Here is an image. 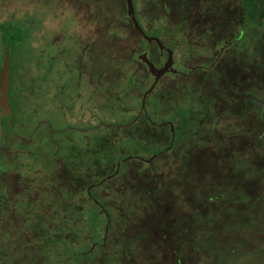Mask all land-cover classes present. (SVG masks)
<instances>
[{
    "label": "rangeland",
    "instance_id": "374dc122",
    "mask_svg": "<svg viewBox=\"0 0 264 264\" xmlns=\"http://www.w3.org/2000/svg\"><path fill=\"white\" fill-rule=\"evenodd\" d=\"M154 1H158L156 9L165 4V9L164 7L161 9L169 18H159L154 14L149 16L148 20L142 16L143 0H133L135 16L146 33L154 34L149 30L158 28L155 35H159L167 46L173 45L170 47L174 50L173 56L176 60L174 66L178 68L176 73L166 71L161 75L155 90L159 91L160 96L166 93L169 96L168 93L171 91V99L175 101V97L178 98L186 89L187 93L182 97L187 98L188 102L181 103L184 107L185 104H189V107H197L199 96L210 98L214 114L221 111L220 105L223 101H226L228 106L227 111L217 114L216 123L208 125L202 119L201 128L208 130L210 134L203 141L194 142L191 137H187L194 128L189 123L182 124V133L185 135L178 139L179 135L174 128L167 130L164 126L167 123L166 117H169L165 111L167 108L164 104L158 106V101L155 103L157 94L153 92L149 95L147 93L144 98L141 115L147 118V122L144 117L138 115L134 120L135 123L126 124L137 116L141 93L152 79V75L136 57V53L145 48L146 56L154 60V64H160L164 55L158 54L155 44L146 46L145 42L130 31V27L128 33L131 37L128 35L127 41L125 40L126 53L123 54V49L119 46L118 39L121 38L117 33L112 32L114 35L109 38L111 42L107 41L112 30L105 29L113 23H119L121 15L125 14L124 0H95L97 10L104 14L102 17L97 16L93 28L89 25L82 27L81 24L76 23L78 14L76 9H79L80 16L87 18V12H82L87 10L86 0H0V68L4 49L8 45L7 101L12 111V115L4 114L0 120V142H5L0 144L3 155V161H0V185L3 186L0 187L5 190V194H0V249H6L9 255L11 249L15 247V240L19 239V236H16L17 232L27 234V240L36 238L30 229L32 225L28 226V222L33 221V215L28 212L32 210L39 212L42 208H46L48 195L43 197L44 194L53 188L60 192L64 185L72 192L74 189L72 190L69 183L78 184L75 176L64 174L60 176L59 165L62 163L53 153H64L68 150L67 144L71 139L76 144L86 137L91 141L95 140V151L89 154L88 159L78 152L80 163L77 166L89 170L86 173L81 170L77 172L79 176L84 177L83 185L78 186L81 193L84 194L86 188L91 187V183H85L91 177L101 175L102 179L103 176H108L109 166L114 167L113 160L117 169L123 161L120 160L130 155L134 157L127 159L130 161L125 165L122 175L129 174L134 181L127 176H117L114 183L108 180V183L105 182L101 187L91 188V191L104 202L125 208L128 202H134V189L151 187L156 176L165 177L168 183L176 181L178 184L172 191L165 187L161 188L163 192L168 191L169 203L159 199L153 202L154 205L167 204L162 208L163 210L166 208L165 211L169 216L157 209L145 213V216L138 221L147 225L144 229L146 237L136 238L138 248L131 254L132 256L130 254L125 256L126 261L135 263L141 257L145 264H264V132L260 133L259 118L254 115L255 106L251 101L254 97L257 100L264 96V23L256 26L248 25L245 28L247 31L245 38L237 41L234 48H229L228 45L223 47L210 66L211 70L197 69L195 65L202 60H213L218 51V43L226 41L235 33L234 27H225L222 21L237 15L241 7L239 1ZM60 28L61 37L58 36L60 40H56L57 29ZM205 29L211 31L210 36L203 32ZM254 29H257L256 37L252 38L248 33ZM79 39H85L92 45L90 50L96 76L92 121L91 113L87 112V106L90 105L88 97L86 98L88 84L83 83V78L79 82V95L76 93L68 95V91L73 92V88H67L66 85V89H62L63 98L60 103L65 106L61 109L62 114L55 110L54 103H47L46 95L41 90V84L47 83V86L52 84L55 74L51 76L49 72L45 75L44 82L38 81V75L46 66L50 54L62 45L63 55L59 57H63V62H67L68 58L75 56L79 48ZM213 40H217V46L208 52L204 47L210 45ZM191 48L201 51L194 54L189 51ZM87 51L83 55L85 61ZM130 54L133 55L131 60L129 56H125ZM54 61L52 58L50 63ZM58 67V63L55 62L53 69ZM64 73H61L63 80L65 82L71 80L66 73H73V70L65 68ZM26 75L33 77L35 81L33 89L28 88ZM141 85L144 87L140 89ZM16 88L21 90L20 98L15 95ZM49 93L46 92L48 97L53 95ZM78 104H82V109L86 112L84 110L77 112ZM67 105L69 107H66ZM68 112L71 114L67 115ZM82 115L84 119L81 118ZM197 117L198 113L193 112L187 116V122L194 123ZM164 119L165 121H162ZM18 121L22 128L16 123ZM160 121L162 127L159 126ZM46 122L53 128L62 127L53 135L55 146L48 138H41V144L31 135L34 130L44 131ZM92 122L94 127L88 129V123L92 124ZM172 122L175 123L176 120ZM116 124H119V127H115ZM12 132L15 133L10 136ZM218 135H221V138L218 139ZM14 137L23 142H37L36 148L39 149L42 157L51 155L54 161H49L48 165H45L41 159L33 161L27 158V164H33L27 166L23 156L29 152L27 148L31 147V143H28L27 148L16 146L17 139ZM172 141L173 148L170 146ZM165 145L168 148L164 158L159 161L149 159V156ZM177 149H183L184 152L177 154ZM142 159H148L145 161L146 164ZM183 161L185 168L182 166ZM135 163H139L138 167H140L135 168L137 166ZM48 170H51V173ZM226 178L231 180L230 187L226 188V192H222L221 196L207 202L200 198V183L217 184L224 182ZM214 185L208 186L204 192L215 191L217 188ZM4 186H7L6 189ZM108 186L113 187L114 192L106 191L105 187ZM36 191L42 192L39 198H36ZM67 194L70 195L69 192ZM113 194L119 195V200L114 201L111 196ZM27 199L31 200V203L25 209ZM36 199H41L38 209L33 205ZM20 202L26 205H21ZM191 206L196 208L198 217L200 215L206 221V223H198L199 226L204 224L208 232L199 241L204 240L206 236L210 238L209 243H194L190 237L184 238L185 242L182 244L179 240L187 235L179 224L183 222L179 220L184 216H190ZM19 211L27 218V225L21 219ZM24 212H27V215ZM137 217L138 215L135 219ZM19 223L24 225L16 229L15 226ZM113 223L120 231L115 232L113 229L108 231V243L97 252L96 259H103L108 248L115 244L116 240L123 239L122 252H126L128 239L135 237L133 232L136 230L132 226V221L125 226L117 224L116 221ZM104 225L102 221L98 225V239L101 238ZM138 226L141 228V225ZM129 230L131 233L128 232ZM120 233L124 234L123 238L118 237ZM161 235H165V239ZM28 243L31 246L33 241ZM33 247L35 248L33 252L37 255H40V250L44 248L40 245ZM41 255L44 256L43 253ZM10 259V256H2L0 264H10Z\"/></svg>",
    "mask_w": 264,
    "mask_h": 264
},
{
    "label": "trees",
    "instance_id": "16d2710c",
    "mask_svg": "<svg viewBox=\"0 0 264 264\" xmlns=\"http://www.w3.org/2000/svg\"><path fill=\"white\" fill-rule=\"evenodd\" d=\"M238 4H240V8H239V12L237 13L236 16H232V18L230 19H223V24L225 25V27H229L232 26L236 29L235 33L232 34L231 37L229 38H225L226 41H223L224 46L228 45L229 48H234L235 44L237 41H239L240 39H244L245 34H246V27L248 25L251 24H255L256 25H260L262 23H264V0H238ZM133 2V0H132ZM144 2V6L143 11L141 12L142 16H145L146 18H148L149 20V16L156 14L157 16L163 17V18H169L168 14L166 12H164L161 8L164 7L165 9V4L162 5V7L160 6L159 9H156V4H158V1H154V0H143ZM162 4V3H161ZM137 18V17H136ZM10 19V18H9ZM138 20V18H137ZM8 22V20L6 21V23ZM127 28H126V32L122 33L121 32V37L120 34L118 33V27L113 28L112 27V31H110V28H106L105 30H109V37L107 38L109 42H111V40H109V38H111L112 36V32L117 33V35L119 36L118 42H119V46L121 47V49H123V54L126 53L125 52V46H126V42L128 35H129V31H128V27H130V31L133 32L134 34L137 35V37L144 41L145 40L137 33V31L132 27L129 18L127 19ZM139 22V21H138ZM181 21L179 20V23ZM1 23V22H0ZM178 24V22H176ZM140 24V22H139ZM114 25V23H113ZM141 25V24H140ZM142 27V26H141ZM143 28V27H142ZM168 28V26H167ZM158 28L149 30L152 31V33L156 34ZM256 30L254 29L252 32H249L248 34L252 35V38L256 37ZM117 31V32H116ZM202 31V30H201ZM203 32L208 33L210 36L211 35V31H209L208 29L203 30ZM114 35V34H113ZM131 37V35H129ZM159 36V35H158ZM161 38V37H160ZM223 38V37H222ZM224 39V40H225ZM217 42V40H216ZM137 43V42H136ZM117 44V43H115ZM220 44V43H218ZM222 45V44H221ZM123 46V47H122ZM192 47H194V45L191 44ZM145 49V48H144ZM204 49H206L208 52L211 50V47L205 46ZM189 51H191V53H199L201 50L196 49V48H191ZM142 52V51H141ZM205 52V51H204ZM128 54V53H127ZM146 54V52H145ZM126 57H128L130 60L132 58L133 55H125ZM136 57H137V53H136ZM138 58V57H137ZM123 59V58H122ZM139 59V58H138ZM134 60V58H133ZM140 60V59H139ZM214 58L213 60L211 59H204L200 62V64H202L204 69H212L209 65L210 61L214 62ZM135 61V60H134ZM140 62L142 63V65L144 67L145 64L143 63V61L140 60ZM197 69L201 68V67H196ZM163 75V74H162ZM136 77V76H135ZM160 78V77H159ZM159 78L157 79V81L155 82L154 86L152 87V89L148 92L147 95H149L151 92L157 94V97L155 98V103H157V101L159 102V105L161 107L162 104H164V106L167 108L166 113L169 114V117H166L167 119V123L164 125L167 128H169V123L172 124V127L174 128V131L176 130L177 135H179L177 137V139L179 137H181L182 135H185V133H182V124H188L194 128L191 129V133L190 136L187 137H191L192 140L194 142H200L203 141L207 136H210L208 130H203L201 127V123H202V119H204V121L207 122L208 125H212L214 123H216V116L219 113H223L225 111L228 110L226 101H223L220 105V112H216L215 114L212 113V100L210 98H205V97H198V104L196 105L197 107H189V104H185L186 107L182 106L181 103L182 102H188L187 98H183L182 96L184 94H186L187 92L186 89L183 90L180 93V96L177 98L175 97V101H173L172 98V92L170 91L168 93L169 96H167L166 94L163 96L159 95V91L155 90V87L157 86V82L159 81ZM136 82V81H135ZM144 86L141 85L140 89L143 88ZM147 87V86H145ZM196 91H194L195 93ZM189 93V92H188ZM140 100V99H139ZM255 106V116L259 118V123H260V133L262 134L264 132V96L262 98H259L256 100V97L252 98L251 100ZM183 104V103H182ZM194 106V105H193ZM143 112V109H142ZM141 112V114H142ZM193 112H197L198 113V117L196 118V121L194 123H190L187 122V116L189 114H192ZM189 113V114H187ZM210 113H212V116L210 115ZM235 114H237L236 111H234ZM140 114V115H141ZM139 115V116H140ZM142 117L145 118V122H147V118L143 115H141ZM140 116V117H141ZM139 117V118H140ZM255 117V119H256ZM169 119V120H168ZM1 120V119H0ZM172 120H176L175 123L172 122ZM208 120V121H207ZM211 120V121H210ZM162 121H165L162 120ZM159 122V126H161V122ZM134 122V121H133ZM135 123V122H134ZM133 123V124H134ZM162 127V126H161ZM163 127V128H165ZM168 130V129H167ZM198 135V136H196ZM11 136V134H10ZM148 137V136H147ZM221 138V135H218V139ZM6 140V139H5ZM4 141H1L0 144H4ZM18 143V141H17ZM92 143V144H91ZM173 141L170 143V146L173 148ZM68 147H70L71 149H73L74 151H78L79 153H81L83 156H85V159L89 158V147H91L93 149V153L95 151V140L91 141L88 138H84L83 141L81 142H77L75 145H71L69 146V144H67ZM167 145V144H166ZM165 146H162L161 148H159V150L151 155V157L149 156L150 160H161L162 158H164L165 154H167V148ZM169 146V149L171 150V147ZM166 147V148H165ZM90 148V149H91ZM177 154L179 153H183V149H177ZM0 155H1V162L2 160V154H1V150H0ZM187 155V154H186ZM125 156V155H124ZM93 157L95 159V154H93ZM134 155H130L126 158L121 159V165L119 164L117 166V169L115 168V160L114 161V167L111 168V166H109L108 168V176H103V178L101 179V175L95 176V177H91V179L89 181H86V184H90L91 183V187L86 188L85 193H81L78 186L80 187V185H83L82 183V178H84L83 176H79V173L75 175L76 183H69V185H71L72 187H77L78 191H79V207L75 208L73 207V203H72V199L71 196H69V198L67 200L62 201L61 199H59V201H57L55 204H53L54 209H53V214L52 215H47L44 216L46 217V220H40L42 219L43 215H39L37 212L38 211H34L35 212L33 215V221H31L28 226L32 225V227L30 229H32V231L35 234L34 239L32 240H27V234L23 235L20 234L19 232H17L16 236H19V239L15 240V247L11 249V254H8V251L6 249L1 250L0 249V258L2 256H10V264H145L144 262H142V258L139 257L135 263H130V261H126L125 256L127 255H131L133 252H136L137 247V237H146L145 236V230L147 225H144L141 222H138L142 216H145V213L153 211V210H161L164 211V214H166V216H169V214L165 211V209L163 210V206L167 205V204H163V203H156L154 205V201H156L157 199L161 200H166L167 203H169L170 201V196L167 190H164V192L161 190V188L168 189L171 190L173 188L177 187V182H169L168 180L165 179V177L163 176H156L153 178V184L151 185V187H138L135 188L133 191V201L134 202H128L126 204L125 208H119L116 207L115 205L109 204L108 202H104V200L99 197L98 195H96L95 193H93V191H91V188H93L94 186L97 187H101L102 184L112 182L114 183V181L116 180L117 176H127L129 179H131V177H129V174H123V171L125 170V165L127 163H129L130 160H127L128 158L133 159ZM159 157V159H158ZM186 157V156H185ZM184 157V158H185ZM183 158V159H184ZM23 159L26 160V164H27V157L23 156ZM112 161V160H111ZM144 164H146L145 161L147 160H143ZM80 163V160H79ZM137 166L135 168H139L138 164L139 163H135ZM77 165V163H76ZM82 165V164H81ZM142 165V164H141ZM27 166H29L27 164ZM182 166H184L185 168V164L184 161L182 162ZM30 167V166H29ZM154 168V167H152ZM157 168V167H156ZM75 169L77 170V172H80V170L84 173L88 172V168L86 169H81V167L76 166ZM28 171V169H27ZM131 181H134L133 179H131ZM203 181V180H202ZM205 181V180H204ZM230 182L231 180L226 178L224 182L221 183H211V184H207V182H202L201 187L199 188V195L200 198L205 202L207 201H212L215 198H218L219 196L222 195V192H226V188L230 187ZM5 184V183H3ZM119 184V183H118ZM116 184V185H118ZM215 184V185H214ZM68 185V184H67ZM120 185V184H119ZM118 185V186H119ZM216 187L217 189L215 191H209L207 190L206 192H204V189H207L208 186H213ZM3 186V185H0ZM70 186V187H71ZM205 186V187H203ZM5 189L7 186H4ZM62 188V187H61ZM66 188L67 186L64 185L63 189L60 190L61 195L65 196L66 195ZM106 191L109 190L111 192L113 191V187H105ZM5 190L0 187V194L3 195L5 194L4 192ZM7 191V190H6ZM8 193V191H7ZM107 195V194H106ZM113 196V200L117 201L119 200V195H111ZM84 197L83 199H80ZM18 198V197H17ZM97 201H95V200ZM7 201V200H5ZM21 205H26V203H22L20 202ZM142 206L144 208H142ZM17 208V207H16ZM25 209H27V207L24 206ZM18 209V208H17ZM19 210V209H18ZM195 210V211H193ZM20 215L22 216V220H24V222H26L27 225V218L24 217V215L19 211ZM29 213V212H28ZM197 210L196 208H194L193 206L190 207V216H184L181 218V222L179 223L182 228H184L185 233L187 234L185 237H181L179 240L182 243L185 242L184 238H189L191 239V241L193 240L194 243H198V244H202V242H208L210 238H204V240L199 241L200 239H202V237L204 235H207V230H206V226L203 224V226H199V222H204L206 223V221L203 220V218L198 217L197 214ZM25 215H27V212H24ZM30 214V213H29ZM209 214V213H208ZM138 217L135 219V216ZM36 219H38V221H35ZM74 220V222H73ZM101 221L103 223H105L104 227L106 226V229H104V227L102 228V232H101V238L98 239L99 233L97 231L98 225L101 223ZM119 225H123L124 226L128 223H130L131 221L133 222L132 226L133 228L136 230V232H133V235L135 237L133 238H129L128 239V243L126 244V252H122V240H116L114 243L112 244V246H110L108 248V252L105 253V257L103 259H96L95 256L97 255V252L100 251V249L103 248V245H105L106 243H108V238H109V233L108 231L110 229H113V231H120V229L118 230L117 227H114V223L115 222ZM24 225V223H19V225H16L15 228L19 229L20 226ZM138 225H141V228H139ZM10 227V226H9ZM139 231V232H138ZM129 233L130 230L128 231ZM201 235V236H200ZM121 236L122 238L124 237V234L120 233L118 234V237ZM198 236L200 238H198ZM162 238L165 239V235H161ZM38 238V239H37ZM32 242L33 243L30 244L28 242ZM209 243V242H208ZM34 245H40V246H44V248L42 250H40V253L44 254V256L37 255L36 253H34L33 251H35V248L33 247ZM195 245V244H194ZM193 245V248H194ZM196 247V246H195ZM121 251V252H120ZM16 252V253H15ZM15 253V254H14ZM132 256V255H131ZM145 259V257H144Z\"/></svg>",
    "mask_w": 264,
    "mask_h": 264
},
{
    "label": "flooded vegetation",
    "instance_id": "af4514ba",
    "mask_svg": "<svg viewBox=\"0 0 264 264\" xmlns=\"http://www.w3.org/2000/svg\"><path fill=\"white\" fill-rule=\"evenodd\" d=\"M124 7H125V3H124ZM86 8H87V10H84L82 12L83 13L87 12V18H83L82 16H80L79 9H76V12L78 13L77 17H76V23L77 24H81L82 27L89 25V26H91L93 28L94 20L96 21L97 16L98 17H102V15L104 13L102 11H98L97 10L95 0H86ZM124 12H125V14L123 16L121 15L122 12L120 14L121 15V19H120L119 23H115L114 25L112 24L110 27H108V28H110V30L112 29V27L113 28L118 27L117 30H118V33L120 34V37H121V32L122 31H123L122 33L126 32L127 23H128L127 19L129 18V16L126 13V9L125 8H124ZM134 13H135V10H134ZM129 20H130V18H129ZM74 22H75V20H74ZM130 23H131V21H130ZM131 25H132V23H131ZM132 27H133V25H132ZM57 30H58V32L56 33V40H60V38H58V36L61 37L60 36L61 28L57 29ZM143 31L146 33V31L144 29H143ZM137 33H138V31H137ZM147 34H149V33H147ZM67 35L70 36V37L72 36L71 34H67ZM141 37L145 40L146 46L148 44L153 43L157 47V44H156V42L154 40L147 41L143 36H141ZM79 40H80L78 42L79 48H78L75 56H72V57L68 58L67 62H63V57H59V55H63V52H62L63 46L61 45V46L57 47L55 49V52L53 54H50V56L48 57V59L46 61V66L41 69L40 74L38 75V81L41 80L42 82H44L45 75L49 74V72H51V76H53L55 74V78H53L52 84H50L49 86H47V83L46 84H41V90L46 95L47 103L48 102L49 103H54L55 104V110H57L58 112H61V109L64 106V105H62L60 103L61 98H63L62 89H66V86H67V88L71 87V88H73V92L68 91V95L72 94V93H76V95H79V91H80L79 82L83 78V83L86 82L88 84L87 85L88 86V91H87L86 98L88 97L87 99H88V102H90V105L88 104V106H87V108H88L87 112L91 113L92 118H90V120L92 121V119L94 117L93 116L94 115V113H93V110H94L93 109V103H94L95 93H96V76H95V71H94V59H93L92 51L90 50L92 45L89 42H87L85 39H82V40L79 39ZM160 40L162 41L164 46H167L161 38H160ZM57 43H59V41H57ZM219 43L220 44L218 45V51H217V54L214 56V59L217 58L218 53H220L222 51L223 47H225L223 41H221ZM209 44L210 45H206V46L211 47V48H214V47L217 46L216 40L211 41V43H209ZM168 45L173 46L171 44H168ZM170 46H167V47H169L171 49V51H172V63H171V66H172V68L174 70H169L168 69L167 72L169 71L170 73H176L178 68H177V66L176 67L174 66V62L176 60H175V57L173 56V54H174L173 47H170ZM157 49H158V47H157ZM86 51L88 52V54H87V59L85 61L83 55L85 54ZM142 51H145L147 53V51L145 49L142 50ZM158 54L159 55L163 54L164 58H165V55H166L165 49L164 48H162L161 50L158 49ZM58 57L61 58V59H59ZM52 58L55 61L53 63H50V60ZM163 60L161 61V63L163 62ZM55 62H57L58 65H59V67L57 69H53V64ZM152 62L154 63V60ZM212 63H213V61H210L209 65H212ZM160 64H155V65H160ZM195 67H201L199 69L206 70V69L203 68L202 64H200V63L196 64ZM65 68L67 70H70V69L73 70V73H70V74L66 73V76L71 78V80H66L67 82H65L63 80V78L61 77V73L65 74L64 73V69ZM81 75H84V77H81ZM26 80H28V83H27L28 88L29 89H31V88L33 89L34 86H35V81H34L33 77L30 76V75H28V77H27V75H26ZM18 83H19V85L21 84L20 81H18ZM8 89H9V66H8ZM15 90L17 91L16 94H15L16 97L20 98L21 97V90L20 89L18 90V88H16ZM47 91L50 92L49 94H53V95L48 97V95L46 94ZM81 91H83V90L81 89ZM7 92H8V90H7ZM25 92L27 93L26 85H25ZM9 106H10V104H9ZM66 107H69V105H67ZM82 107H83L82 104L81 105L78 104L77 108H76L77 112H81L83 110H84V112H86L85 109H82ZM1 110H2V108L0 107V111ZM11 112L12 111H11V106H10V111L8 112V114H11ZM61 114H62V112H61ZM70 114H71V112L67 113V115H70ZM86 115H88V113H86ZM80 116H79V118H80ZM81 118L84 119V116L82 115ZM85 119H87V117ZM16 123L19 125V127L21 126V123L19 121L16 122ZM90 123H88V125H87L88 129L94 127V122H92V124H90ZM44 127H45L44 131L42 129L34 130L33 132H31V135L33 136L34 139H37L40 142L42 140L41 138H48L51 141V144H53L55 146V142H54V139H53L54 136L53 135H55V132L60 131L62 127L53 128L50 125V123H48V122H46ZM72 127L73 128H77L76 126H72ZM20 128H22V127H20ZM77 129H79V128H77ZM15 132H17V131H15ZM15 132H12L11 135L13 133H15ZM28 132L30 133L29 130H28ZM14 138H16L17 141H18V143L16 142L17 143L16 146H21L22 148H27L28 143H31V147L27 148L29 150V152L26 155H24L27 158H30L33 161L41 159L44 162L45 165H48L49 161H54L53 157L51 155H48L45 158L42 157V155L39 153V149L36 148V145H37L36 143L37 142H34V141L23 142L21 139H18L17 137H14ZM69 139H70V137H69ZM41 144H42V142H41ZM71 145H75V142L73 141V139H71V142H69V146H71ZM42 147H43V145H42ZM92 151H93V149L92 148L90 149V147H89V150H88L89 154ZM53 155L58 157L59 160H60V163H62V164L59 165L60 168H59V172L58 173L60 174V176H62V174L71 175V176H75L76 174H78L77 170L75 169V167L77 166L76 163L77 164L79 163V153H78V151H74L73 149L68 147V150L66 152L61 153V154L53 153ZM28 165L32 166L33 164H28ZM48 172L51 173V170H48ZM45 175H46V173H45ZM28 189L29 188L27 187V190ZM66 190L67 191H66V195L65 196H62L61 192H57V190H55V188H53L52 190H50L46 194H44L43 197H46L48 195V200H47L48 201V203H47L48 205L46 206V208H42L41 211L37 212L39 215H43L42 219H46L47 215H52L54 213L53 212V209H54L53 204H55L57 201H59V199L64 201V200H67L69 198V196H71L72 203H73L72 206L75 207V208L79 207V201H78L79 200V191H78L77 187H75V188L72 187V190H73L72 192H70L69 188L68 189L66 188ZM67 192H69L70 195H68ZM41 193L42 192L39 193L38 191H36V198H39L42 195ZM59 195H60V197H59ZM30 201L31 200L27 199V208H28L29 203H31ZM34 201H35V203L33 205H35V207L38 209L40 204H41V199H36ZM33 205H30V206H33ZM35 211H37V210H35ZM29 213L32 215L35 212L29 211ZM44 216H46V217H44ZM30 222L31 221H29L28 224ZM73 222H74V220H73Z\"/></svg>",
    "mask_w": 264,
    "mask_h": 264
},
{
    "label": "water",
    "instance_id": "95a60500",
    "mask_svg": "<svg viewBox=\"0 0 264 264\" xmlns=\"http://www.w3.org/2000/svg\"><path fill=\"white\" fill-rule=\"evenodd\" d=\"M125 3V9L126 13L130 18V21L133 25V27L138 31V33L143 36L147 41L154 40L157 44V47L159 50L162 48L165 49L166 55L163 60V62L160 65H155L145 54V51L139 52L137 54V57L143 61V63L146 66L147 71L152 75V79L148 86L145 88V90L141 93L140 96V105L138 108V113L137 116L132 118L127 125L131 124L137 117L138 115L141 114L143 106H144V98L146 94L152 89L154 86L155 82L157 79L168 69L169 70H174L171 66L172 63V51L169 47L164 46L162 41L157 35L154 34H147L143 31L142 27L138 23L135 13H134V7H133V2L132 0H124ZM8 57H9V52H8V45H6L3 56H2V62H1V68H0V107L2 110L0 111V119L1 116L8 113L10 111V106L7 102V90H8ZM104 125H109V124H104ZM115 127H119V124H116ZM169 128L173 129L172 124L169 123ZM0 134H1V123H0ZM151 157V156H150ZM148 160V159H147ZM106 229V226L104 227Z\"/></svg>",
    "mask_w": 264,
    "mask_h": 264
}]
</instances>
